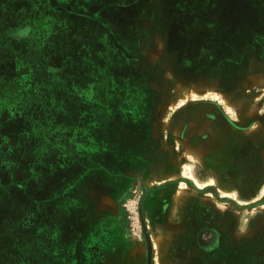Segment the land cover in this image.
Returning a JSON list of instances; mask_svg holds the SVG:
<instances>
[{"label": "rangeland", "instance_id": "rangeland-1", "mask_svg": "<svg viewBox=\"0 0 264 264\" xmlns=\"http://www.w3.org/2000/svg\"><path fill=\"white\" fill-rule=\"evenodd\" d=\"M257 62L264 0H0V264L192 263L207 248L177 251L163 228L179 182H150L139 157L176 108L223 109L219 85L192 96L204 74L231 87L232 141L263 143L260 116L236 108L264 102ZM251 153L241 181L202 191L240 212L244 235L264 233V150Z\"/></svg>", "mask_w": 264, "mask_h": 264}, {"label": "crops", "instance_id": "crops-1", "mask_svg": "<svg viewBox=\"0 0 264 264\" xmlns=\"http://www.w3.org/2000/svg\"><path fill=\"white\" fill-rule=\"evenodd\" d=\"M256 67L261 70L264 68L258 62ZM207 75L209 74L202 75L198 80L192 77L195 80L191 83L194 91L192 96L202 100L211 93L215 95L219 85L218 99L224 104L223 109L216 106L215 100L208 102L207 105L202 104V108L198 109H189L190 104L185 108H176L175 113L172 114L173 119L169 121L165 140L159 141L155 146L151 144V147L142 148L145 153L143 151V155L139 158L144 169L153 176L150 182H179L171 186L172 188L177 186L175 192L177 195L173 196L175 200L169 207L167 221L163 223V228L170 229L172 238H168V242L172 243L171 246H176L177 251L178 247L183 249L184 247L202 249L201 247L208 245L215 247L209 253L192 259V263L188 262V264H264V233L256 232L249 235L239 233L237 227L242 223L240 212L231 210L226 202L220 200V197L218 199L209 192H202L206 191L208 188L206 186L241 181L242 178L238 172L241 169L246 172L250 165L258 162L251 153L252 149L264 150L262 141L258 142L257 146L247 142L232 141V134H236L237 131L226 125V120L231 118L227 113L232 111L231 87H227L226 80L221 79L218 82L216 78L213 79ZM261 76H264V73L256 79V82L260 83L249 85L263 89L264 79H261ZM191 101H195L193 97ZM194 105L196 104L191 106ZM236 108L244 113V115L240 114L243 121H246L245 119L249 116L253 119L256 114L258 120L260 116L254 131H259L260 135L264 134V102L255 110L244 107L243 103ZM182 123L185 127L181 126ZM260 126L263 127L260 128ZM181 130L182 134L178 136ZM177 137L181 138L178 140ZM139 144L137 148L142 150ZM181 146H184V151L195 159L196 166L201 170L199 173H194V177H190L188 173L183 175L185 160L181 155ZM232 151L235 152L232 153ZM236 158L240 161L238 164H233ZM191 183L195 184L197 189L188 191ZM178 260V257L170 261L163 259L169 264L172 262L178 264Z\"/></svg>", "mask_w": 264, "mask_h": 264}, {"label": "flooded vegetation", "instance_id": "flooded-vegetation-1", "mask_svg": "<svg viewBox=\"0 0 264 264\" xmlns=\"http://www.w3.org/2000/svg\"><path fill=\"white\" fill-rule=\"evenodd\" d=\"M208 246H211V245H208ZM208 246H206V247H201L202 249H204V248L206 249V248H207L205 251L202 250V249H200V250H202V252H204L203 254H206V253L209 252V249H208L209 247H208ZM210 248H211V247H210ZM214 248H215V247L212 245V249H214ZM201 254H202V253H201Z\"/></svg>", "mask_w": 264, "mask_h": 264}]
</instances>
